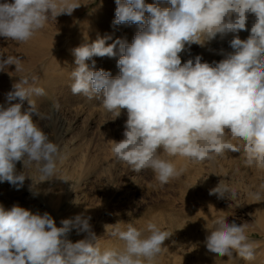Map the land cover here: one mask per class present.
Wrapping results in <instances>:
<instances>
[{
    "label": "clouds",
    "instance_id": "1",
    "mask_svg": "<svg viewBox=\"0 0 264 264\" xmlns=\"http://www.w3.org/2000/svg\"><path fill=\"white\" fill-rule=\"evenodd\" d=\"M115 3L114 24L139 26L133 41L107 44V38H98L76 47L77 66L70 85L73 94L102 97L103 108L116 117L127 110L124 138L109 140L112 154L136 173L152 169L162 185L184 171L165 155L203 162L225 152L240 153L247 166L264 170V0ZM79 6L72 0H6L0 3V37L27 43L50 17L71 15ZM249 14L255 17L249 37L242 40L236 35L230 41L234 52L227 58L208 63L198 55L182 62L180 53L186 45H203L217 34L223 37L247 30ZM201 36L206 37L204 42ZM118 44V76L90 69L87 60L114 57ZM9 65L16 66L15 72L23 71L21 58L0 55V70ZM19 77L7 94V106L0 105V182L18 188L26 176L17 172V162L23 161L25 169L35 164L42 175L52 177L59 155L58 146L33 119L34 115L45 118L32 99L45 95V90L36 86V76L31 82L28 76ZM17 99L19 103H12ZM24 101L29 105L26 110ZM53 107L59 110L60 105ZM209 194L230 199L236 195L222 180ZM89 220L78 215L74 221L62 220L63 226L58 227L47 212L0 205V264H155L170 237L154 218L142 229L133 222L122 228L117 222L105 227L122 245L102 247ZM216 225L204 241L209 252L229 258L235 252L244 260L253 259L247 225L229 224L225 219H218ZM72 228L87 236L73 243L66 238Z\"/></svg>",
    "mask_w": 264,
    "mask_h": 264
},
{
    "label": "rangeland",
    "instance_id": "2",
    "mask_svg": "<svg viewBox=\"0 0 264 264\" xmlns=\"http://www.w3.org/2000/svg\"><path fill=\"white\" fill-rule=\"evenodd\" d=\"M6 0H0L4 3ZM99 0H95L93 6L97 5ZM157 0H153V4ZM160 7H170L167 3H160ZM61 16L56 19L49 18L45 27L57 28L61 26ZM254 14H249L247 21V30H241L237 33H229L223 38L217 36L205 41L206 37L201 36V44L186 45V48L180 55L182 62L188 59H194L196 56L202 57V62H219L227 58L228 54L233 53L234 49L229 48L226 44L231 41L236 35L242 40H246L250 35V29L254 23ZM217 39V41H214ZM227 39L226 42H222ZM108 42V39H106ZM109 44V43H107ZM116 55L109 56H94L87 60L86 63L90 69L110 72L112 77L119 74L117 66L120 58L119 45L115 49ZM93 61L95 62L93 65ZM75 58H70L65 65L66 71L60 75L49 87L48 92L55 98V102L60 105V109L69 108V112L73 114L87 113L86 119L79 126L69 139H76L82 143V150L79 155H85L95 159L100 157V164L103 166L96 169L92 175L86 176L83 172H74L71 168L67 170L61 182H54L58 190H76L75 195L79 201L78 214L89 205L88 195L91 192H96V201L94 202L93 210L97 213V223L92 227V232L99 238V243L103 247L104 243L108 246H121L122 242L117 238L107 234L106 225H115L121 222V227H126V223L133 222L134 226L142 229L149 220L157 223L162 230H165L171 236L174 228H181L188 236L201 234L203 224L193 220L195 212L201 209L199 218L204 213H210L208 206L204 204V200L218 201L220 210L218 215H212L217 220L225 219L227 223H236L237 225H247L245 234H253L255 241L249 242L253 249V253L261 251L264 246L263 238L257 233L259 225L264 227V170H260L246 165L244 157L240 153L225 152L223 155L215 157L217 163L212 160L203 162H194L184 157H167L172 160L177 169L183 168L184 171L177 177L170 179L167 184H160L155 178L152 169H143L136 173L131 167L124 162L119 161L111 152V143L109 140L120 141L125 130L124 125L127 120V110L121 111L119 117L112 112H108L103 108L100 98L88 99L83 94H73L71 91V72L76 67ZM85 113V114H86ZM96 115L92 116L91 114ZM94 122H92V120ZM68 139V140H69ZM233 143H236L233 141ZM162 152V149H160ZM96 170V171H95ZM19 173V172H18ZM26 179L21 188L23 192L18 194L25 195V202L19 200V196H11L8 192L12 187L10 184L0 186V195L5 194L4 198L13 205L18 204L21 207H26L32 212L38 210L39 206L29 205L32 193L38 190L37 187H47L48 182L45 179L42 181L40 176L35 177L32 173L24 172ZM229 186L236 193L234 198L225 196L218 198V194L210 195V190L216 188L220 181ZM40 189V188H39ZM28 193V194H27ZM31 193V194H30ZM204 195L200 199V195ZM29 195V196H28ZM28 196V197H26ZM26 203L27 206L24 204ZM244 210L248 215L237 220L235 211L238 209ZM191 210V211H190ZM202 214V216H201ZM75 215L70 219L73 220ZM63 218L60 219L58 227H62ZM125 224V225H124ZM112 231L109 226V232ZM77 232L72 228L66 238L72 242L75 241ZM167 241V240H166ZM196 253H192L195 258ZM256 264L252 261L246 264ZM259 263V261L257 262ZM261 264V263H259Z\"/></svg>",
    "mask_w": 264,
    "mask_h": 264
},
{
    "label": "bare ground",
    "instance_id": "3",
    "mask_svg": "<svg viewBox=\"0 0 264 264\" xmlns=\"http://www.w3.org/2000/svg\"><path fill=\"white\" fill-rule=\"evenodd\" d=\"M94 1L95 0H72L74 4L80 6L76 8L71 15H59L61 16L60 27H44L27 43H17L0 37V55H4L5 59L7 55L21 58L23 68V71L15 72L16 66L9 65L4 70H0V105L7 106V94L13 90V85L20 79L19 76H28L30 82L31 77L36 76V86L42 87L45 90V95H33L32 97L35 101L37 110L43 114L45 118L38 119V117L34 115L33 119L36 120L38 126L45 132L49 140L54 142L59 148L55 174L52 177H46L37 170L35 164L25 169L23 161L17 162L16 169L17 172L32 173L35 177L40 176L42 181L48 179L47 187L39 186L37 187L38 190L32 193L29 205L39 206L37 207L39 209L33 211V213H49L55 219L57 226L61 218H63L62 220H70L74 215L76 216V214H78L77 204H79V201L75 195L76 190H58L56 186H53V183H60L62 177L67 174V170L70 168L74 172H83L86 176H89L93 174L91 169H96L98 172L99 168L102 169L103 166L100 164L101 161L98 155H95L96 158L92 160L90 156L87 158L85 155L80 156L79 153L82 150L83 144L79 143L78 140L74 138H68L74 135L73 133L79 129L83 119H86L85 115H87V113L84 112V114L82 113L81 115L73 114L69 112V108L65 110L59 108V110H56L53 107V104L56 103L55 98L48 92L49 87L63 71H66L65 65L70 61V58H75L73 50L76 47L86 43L90 44L98 38H107L108 42L106 43L109 44H112L116 40L130 44L139 30V26L135 24H114L115 10L117 7L115 0H99L98 4L93 6L90 10ZM145 3L153 4V0H145ZM146 15L148 14L146 13ZM217 37L223 38L220 34H217ZM214 41H217V39ZM226 41L227 39L222 42ZM222 44H226L231 48L229 41ZM180 56L183 57V54ZM58 72L59 75H57ZM19 102L18 99L12 101V103ZM28 107L27 101H24L23 109L26 110ZM91 115L93 117L96 116L94 113ZM94 120L95 119H93L92 122H94ZM215 159L216 158L213 159V162L217 163ZM1 184L5 185L10 183L0 182V186ZM10 186L12 189H10L8 193L11 194V196H19V200L25 202V195L18 194V192H23L24 188H18L11 184ZM0 190H2V188H0ZM4 196L6 197L5 194L0 195V205L5 209H10L13 204L7 201ZM88 196L87 198L90 200L89 205H86L85 209L82 210L79 215L90 217L89 223L92 229L98 220L96 217L97 213L93 210L97 195L94 191ZM203 196L202 194L200 195L201 200H203ZM203 202L208 206L210 213H204L203 216L201 214L202 217L199 218L198 216L201 211L199 208L200 206L194 210L195 212L191 213V215L194 214L193 220L203 224L202 233L190 237L181 228H174L173 232H171L173 234L164 242L161 253L155 260V264H246L249 261L256 264H264V246L261 251L253 253V259L251 260H244L236 255L235 252H233L232 257L229 258L227 256L219 257L217 254L207 250L204 243L206 236L217 227V219L212 215H218L215 213H219L221 210L218 201L208 199ZM24 205L27 206L26 203ZM235 213L237 220L248 215V213L240 208L236 210ZM257 233L264 241V227L262 225H259ZM86 236L87 233H77V237L73 243L84 239ZM246 236L248 242L255 241V238L252 237L253 234L249 233L246 234ZM106 246L107 245L104 243L103 247ZM192 253H196L195 258L192 257ZM258 261L259 263H257Z\"/></svg>",
    "mask_w": 264,
    "mask_h": 264
}]
</instances>
